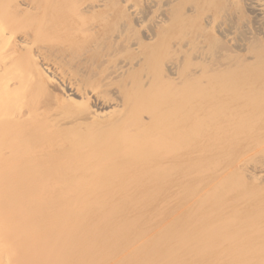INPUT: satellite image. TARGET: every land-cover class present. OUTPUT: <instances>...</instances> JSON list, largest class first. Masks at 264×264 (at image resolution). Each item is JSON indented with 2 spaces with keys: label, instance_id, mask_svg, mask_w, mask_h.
Segmentation results:
<instances>
[{
  "label": "bare ground",
  "instance_id": "bare-ground-1",
  "mask_svg": "<svg viewBox=\"0 0 264 264\" xmlns=\"http://www.w3.org/2000/svg\"><path fill=\"white\" fill-rule=\"evenodd\" d=\"M263 145L264 0H0V264H143L136 237L110 235H130L172 189L252 192ZM196 192L161 225L216 239L229 210L192 215ZM236 236L210 245L244 264L252 243Z\"/></svg>",
  "mask_w": 264,
  "mask_h": 264
},
{
  "label": "rangeland",
  "instance_id": "rangeland-1",
  "mask_svg": "<svg viewBox=\"0 0 264 264\" xmlns=\"http://www.w3.org/2000/svg\"><path fill=\"white\" fill-rule=\"evenodd\" d=\"M264 146V145H263ZM262 149H264V147L262 148ZM263 172V173H262ZM264 174V171H261V170H259L258 169V171L256 172V175L259 177V176H261V175H263ZM206 175V176H205ZM210 175H212L211 174V171H206V170H201V171H199V173H198V176L199 177H197L196 179H201V178H203V179H205V177L207 178L208 176H210ZM227 182L226 181H223L222 183H219V182H217V183H215L212 187H210V188H208V189H206L205 190V188H203L202 190H198V189H196L197 188V186H192V187H190L189 189H187L186 188V190H184V188H182V187H180V188H177V189H172L171 191H170V195H169V197H167V199H164L166 202L164 203H162V201H159V202H156L155 203V201L154 202H152V203H155V204H152V207L151 206H149L148 207V205H150V204H148V203H150L149 201H151L150 199H146V200H143V201H140V202H138L137 203V205L138 206H140V207H144V205H145V207H148L145 211L146 212H144L143 214L146 216L145 218H143V219H140V222H138V225L136 226V227H134V228H132V230H130V232H128V231H126V233L124 232V234H129V233H131L130 235H124V236H122L121 235V233H123V231L122 232H116V233H114V234H112V235H110V236H113V238H111L112 240H116V242L117 243H121V242H119V241H121L122 239L124 240L125 239V241H126V239L127 238H129V239H132V240H134V238L136 237V241H135V245L134 246H132V248H134V252H135V255H139L140 257H141V255L143 256V258H142V260L144 261V263L143 264H217V261L219 262V264L220 263H222V264H232V263H229L228 261H230L231 259H229V258H231V256H232V258L234 257V250L232 251V250H227V246H225L224 248H222V249H217L216 250V248H214V249H212V247H211V245H210V243H211V241H218L217 240V238H225V239H228V237H231L232 235H233V237L232 238H234L236 235V237H242V238H245V240L246 241H244V244L245 245H247L249 242H251L252 243V245H250V246H247V247H245V250H244V248H243V250H241V252H240V254L239 255H242V258H243V260H245L246 258H248V260L246 259L245 260V262L246 263H244V264H264V250L262 249V248H264V241H263V236H262V233H264V202H262V201H264V193H262V192H264V191H262V189L264 190V182H261V183H258V182H256V183H254L253 185H255V186H253L252 187V192H249V193H243L244 192V190L242 191V188H240L239 186H236V187H233L232 186V184L230 185V187H228L227 185ZM260 184V185H259ZM260 186V187H259ZM259 189H258V188ZM182 188V189H181ZM261 188V189H260ZM181 189V190H180ZM211 189V190H210ZM235 189V190H234ZM177 190V191H176ZM193 190H195V191H197L196 193H198L199 192V195L201 194V193H203V192H206V191H208V193L209 194H207V195H209L208 197L207 196H205V195H201V197L199 198L198 196H194V198H192V200H191V198L188 200V201H191L190 203H188V207L189 208H191V209H189L190 210V212L192 213V215H195V216H200V215H202V214H205L204 213V209H207V207H209L211 204H213V203H215V202H218L219 201V203L220 204H222L221 205V207H225L226 208V210L225 211H227V210H229L228 211V215H227V212H225L226 214H224L223 215V220H225V227L222 229V230H220V231H218V232H216L214 235H215V237H216V239H210V240H208V239H206L205 237H207V236H205V234L204 235H200L199 237H196L194 240L191 238V237H188V236H186L185 238H183L182 237V234H184V231H182V229L185 227V224L184 223H182V220H181V214L180 213H182L181 211H182V207H184L183 205L182 206H178L179 205V203H180V201H182V200H184L185 199V197H183L184 195H186L189 191L192 193V191ZM214 190V191H213ZM240 190V191H239ZM257 190V191H256ZM182 191V192H181ZM216 191V192H215ZM224 191V193H222ZM227 191V192H226ZM239 191V192H238ZM172 192H173V194H172ZM177 192H179V193H177ZM151 193V192H150ZM175 193H176V195H175ZM182 193H186V194H182ZM219 193V196H217V194ZM225 193H228V194H225ZM256 193V194H255ZM260 193H262L261 195H260ZM188 194H190V193H188ZM222 194H223V196H222ZM230 194V195H229ZM236 194H238L237 196H235ZM243 194V195H242ZM255 194V195H254ZM182 196V197H180V196ZM225 195V196H224ZM233 195V196H232ZM247 195V196H246ZM253 195V196H252ZM258 195H260L259 197H258ZM177 196V197H176ZM179 196V197H178ZM227 196V197H226ZM232 196V197H231ZM242 196V197H241ZM251 196V197H250ZM170 197H171V199H170ZM195 197H196V199H195ZM231 197V198H230ZM244 197V198H243ZM249 197V198H248ZM255 197H256V199H255ZM198 198V199H197ZM203 198H204V200H203ZM220 200H219V199ZM222 198H224V199H222ZM226 198V199H225ZM235 198V199H234ZM241 198V199H240ZM246 198V199H245ZM175 199V200H174ZM176 199H177V201H176ZM222 199V200H221ZM234 199V200H233ZM242 199H244V200H242ZM249 199V200H248ZM250 199L252 200V201H250ZM180 200V201H179ZM198 200V201H197ZM210 200V201H209ZM246 200H247V202H246ZM259 201L257 204H254L253 202L254 201ZM157 201V200H156ZM176 201V202H175ZM179 201V202H178ZM196 201V202H195ZM200 201V202H199ZM202 201V202H201ZM207 201V202H206ZM225 201V202H224ZM236 201V202H235ZM145 202H146V204H145ZM148 202V203H147ZM171 202V203H170ZM177 202H178V205H175V203L177 204ZM211 202V203H210ZM242 204H241V203ZM262 202V203H261ZM143 203V204H142ZM168 203V204H167ZM173 203V204H172ZM192 203V204H191ZM199 203V204H198ZM259 203H261V204H259ZM141 204V205H140ZM165 204V206H163V205ZM194 204V205H193ZM202 204V205H201ZM147 205V206H146ZM155 207H154V206ZM161 207H159V206ZM190 205H193V206H190ZM204 205V206H203ZM229 205H231V206H229ZM163 206V207H162ZM174 206H178L177 208L179 209H177L176 207H174ZM200 206V207H199ZM206 206V207H205ZM237 206V207H236ZM243 206H245V207H243ZM249 206V207H248ZM253 206V207H252ZM159 207V208H158ZM166 207V208H165ZM170 209H169V208ZM204 207V208H203ZM230 207H231V209H230ZM131 208V207H130ZM156 209V210H152V209ZM164 208V209H163ZM168 208V209H167ZM173 208V209H172ZM193 208H195L194 209V211H193ZM255 208V210H253ZM86 209H90V207L88 206V207H86ZM96 206H94L93 208H92V210L93 211H96ZM237 209V210H236ZM259 210V212H258V210ZM263 209V210H262ZM151 210V211H150ZM168 210V211H167ZM174 210H176L178 213H179V215H178V226H180L179 228H180V231H178V232H176V229H178L177 228V225H174V224H172L171 223V225H165V224H163V225H161L162 223H165L167 220H169V218H173L172 216H174L173 214H175V213H172ZM189 210H187V212L189 213ZM198 210H200V211H198ZM256 210H257V213H255L256 212ZM131 211V212H130ZM150 211V212H149ZM156 213H155V212ZM157 211H159L158 213H157ZM171 211V212H170ZM198 211V212H197ZM236 211V212H235ZM239 211H240V213H239ZM242 211V212H241ZM245 211H247V212H245ZM133 212V213H132ZM153 212V213H152ZM166 212V213H165ZM194 212V213H193ZM197 214H196V213ZM203 212V213H202ZM230 212V213H229ZM249 212H251V213H249ZM252 212H254L253 214H254V216H253V218L254 217H257V215L259 214L260 216H261V218L259 217V215H258V217L256 218V219H258V220H256L255 218L254 219H252ZM165 213V214H164ZM169 213V215H167ZM199 213V214H198ZM234 213H236V214H234ZM238 213V214H237ZM129 214V215H128ZM135 214V211H133V210H129L128 212H126V214L124 213V214H121V217H122V219H124L125 221H126V223H125V225L126 226H129V225H132L133 223H134V221H135V218H133V215ZM149 214V215H148ZM158 214V215H157ZM164 214V215H163ZM207 214V213H206ZM212 214H214V212H212ZM211 214V215H212ZM248 214V215H247ZM255 214H256V216H255ZM262 214V215H261ZM128 215V216H127ZM152 215H154V216H152ZM227 215V216H226ZM239 215V216H238ZM243 215V216H242ZM246 215V216H245ZM251 215V216H250ZM132 216V217H131ZM152 217V218H150V217ZM238 216V217H237ZM242 216V217H241ZM125 217H127V218H125ZM135 217V216H134ZM158 217V218H157ZM182 217H184V215H182ZM227 217V218H226ZM237 217V218H236ZM246 217H248L249 219H246ZM155 220H154V219ZM159 218H161V219H159ZM165 218V219H164ZM213 218V217H212ZM211 218V219H212ZM216 217L214 216V218L213 219H215ZM148 219V220H152L151 222H150V224L151 223H157V224H159V225H157V224H152V225H149V227L147 226V224H149V223H147V221L146 220ZM157 219V220H156ZM180 219V220H179ZM227 219V220H226ZM240 219H242L241 221H240ZM244 219H246L245 221H244ZM251 219V220H250ZM166 220V221H165ZM252 220H254V222H250L251 223V226L250 227H248L247 226V223L248 224H250L249 223V221H252ZM145 221V222H144ZM155 221V222H154ZM172 221L174 222V220L172 219ZM230 222V223H228V222ZM233 223H232V222ZM238 221H240V222H244L246 225H244V227L243 228H241V226L239 225V226H236L234 223H236V222H238ZM142 222V223H141ZM247 222V223H246ZM144 223V224H143ZM190 223V222H189ZM203 223H205V222H202V224L200 225V226H202L203 225ZM260 223V224H259ZM190 224H193V223H190ZM146 225V226H145ZM161 225V226H160ZM174 225V227H172L171 228V226H173ZM186 225H188V224H186ZM205 225V224H204ZM203 225V226H204ZM142 226V227H141ZM151 226V227H150ZM154 226V227H153ZM155 226H157V227H155ZM170 226V227H169ZM231 226V228H229ZM235 226H236V228H235ZM147 227V229H145ZM162 227V228H161ZM166 227V228H165ZM176 227V228H175ZM154 228V229H153ZM157 228V229H156ZM159 228H160V230H159ZM168 228H169V230H168ZM182 228V229H181ZM240 230H239V229ZM247 228V229H246ZM138 229H141V230H138ZM142 229H143V231H142ZM257 229V230H256ZM258 229H261V230H258ZM138 230V231H137ZM151 230V231H150ZM153 230V231H152ZM155 230V231H154ZM227 230H229V231H227ZM234 230V231H233ZM239 230V231H238ZM257 231V233H255V231ZM162 231V232H161ZM234 232V234L232 233V232ZM236 231V232H235ZM252 231L254 232L253 234H252ZM145 232H147V233H145ZM148 232H149V236H148V238L146 237L147 235H148ZM154 232V233H153ZM167 232H168V234H167ZM170 232V233H169ZM180 233V234H179ZM186 233V232H185ZM137 234H139V235H137ZM160 234V235H159ZM226 234V235H225ZM229 234V235H228ZM158 235V236H157ZM166 235V236H165ZM168 235V236H167ZM220 235V236H219ZM222 235V236H221ZM114 236H117V237H114ZM145 236V237H144ZM157 236V237H156ZM169 236H170V238H169ZM172 236H173V238H172ZM176 236H177V238H176ZM146 238V240L144 241V239ZM155 237V238H154ZM259 237V238H258ZM153 240H152V239ZM166 238H167V240H166ZM176 239V241L175 240H173V239ZM180 238V239H179ZM249 238V239H248ZM257 239V240H255V239ZM93 239L94 240H96L97 241V238L95 237V235L93 234ZM109 238H107V240H108ZM111 239H109L110 241H111ZM159 239V242L157 241ZM183 241H182V240ZM187 239V240H186ZM192 239V240H191ZM262 239V240H261ZM104 240H106V238H104ZM123 240H122V242H123ZM259 240V241H258ZM144 241V242H143ZM164 241H166V243L167 244H169L168 242L170 241V243H174L175 244V246L174 247H172V248H169L167 245L164 247V248H162V247H160V248H158L157 246H164L165 244V242ZM175 241V242H174ZM189 241V242H188ZM253 241V242H252ZM261 241V242H260ZM136 242H137V244H136ZM148 244H147V243ZM154 242H158L159 244L155 247V248H157L158 249V253H154L153 251H149V249L151 248V247H154L153 246V243ZM164 242V243H163ZM208 243L207 245H205L206 243ZM255 242V243H254ZM143 243H144V245H143ZM148 246H147V245ZM164 244V245H163ZM190 244V245H189ZM122 245V244H121ZM121 245H119V246H121ZM124 245H125V243H124ZM123 245V246H124ZM140 245L142 246V247H140ZM180 245V246H179ZM198 245H200V246H198ZM256 245H258V248H256L255 249V247H257ZM123 246H121V248L123 249ZM151 246V247H150ZM208 246L210 247V248H208ZM254 248H252V247ZM262 246V247H261ZM138 247V248H137ZM147 247V248H146ZM177 247V248H176ZM140 248V249H139ZM146 248V249H145ZM188 248V249H187ZM231 248H233V247H231ZM248 248L250 249L251 248V250H248ZM260 248V249H259ZM137 249H139V250H137ZM143 249H144V252H146L145 254H143L144 252H142L143 251ZM148 249V250H147ZM162 249V250H161ZM167 249V250H166ZM175 249V250H174ZM180 249V250H179ZM183 251H182V250ZM186 249V250H185ZM192 249V250H191ZM199 249V250H198ZM258 249L260 250V251H258ZM262 249V250H261ZM161 250V251H160ZM202 250V251H201ZM212 250V251H211ZM215 250V251H214ZM252 250H254V253L252 252ZM255 250H257L256 251V253H255ZM137 251V252H136ZM149 251V252H148ZM245 251V252H244ZM167 252V253H166ZM187 252V253H186ZM191 252V253H190ZM198 252V253H197ZM207 252V253H206ZM211 252V253H210ZM229 252V253H228ZM252 252V253H251ZM260 252V253H259ZM185 253V254H184ZM195 253V254H194ZM198 255H197V254ZM211 255H210V254ZM212 253H215L214 255L212 254ZM243 253V254H242ZM252 255H251V254ZM151 254V256H155L154 254H156V256L155 257H153V258H149L148 256ZM188 254H190V255H188ZM194 254V255H193ZM226 254V255H225ZM231 254V255H230ZM249 254V255H248ZM255 256H254V255ZM256 254H258V255H256ZM194 257H193V256ZM201 255H203V256H201ZM213 255V256H212ZM246 255V256H245ZM183 257V258H180V257ZM189 256V257H188ZM196 256H197V258H196ZM209 256V257H208ZM221 256H227V258L226 257H223L222 259H221ZM136 256H134L132 259H131V256H127L126 258H128L129 260V262H134V263H136L135 261H136V259L137 258H135ZM188 259H187V258ZM192 257V258H191ZM205 257V258H204ZM207 257V258H206ZM229 257V258H228ZM253 258V259H251V258ZM258 257V258H257ZM161 258V259H160ZM186 260H185V259ZM190 258V259H189ZM256 258H257V260H256ZM263 258V259H262ZM157 259V260H156ZM160 259V260H159ZM179 259H180V261H179ZM182 259H184V260H182ZM192 259V260H191ZM197 259H201V260H197ZM154 260H156V263L154 262ZM178 260V261H177ZM205 260V261H204ZM259 260H261L262 262L260 263L259 262ZM148 261V262H147ZM165 261H166V263H165ZM185 263H184V262ZM210 261V262H209ZM222 261H224V262H222ZM252 261H255V263L254 262H252ZM256 261H258V262H256ZM168 262V263H167ZM188 262V263H187ZM199 262V263H198ZM201 262V263H200ZM214 262V263H213ZM244 262V261H243ZM248 262V263H247Z\"/></svg>",
  "mask_w": 264,
  "mask_h": 264
}]
</instances>
